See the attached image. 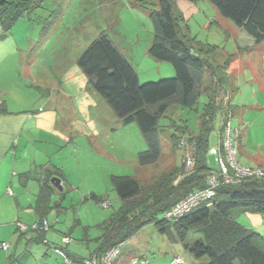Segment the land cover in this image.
<instances>
[{
	"label": "rangeland",
	"instance_id": "1",
	"mask_svg": "<svg viewBox=\"0 0 264 264\" xmlns=\"http://www.w3.org/2000/svg\"><path fill=\"white\" fill-rule=\"evenodd\" d=\"M138 1L118 0L108 9L99 0H47L41 8L21 18L10 33L5 35L0 25V105L4 104L10 112L0 114V149L8 145L9 133L15 128L24 127L29 137L39 135L35 142L30 140L28 151L33 155L40 149L48 155L44 158L45 165L60 170L65 192V198L56 195L54 200V204L60 202L61 209L52 211L48 217L50 229L45 235L49 245L31 244L26 248L22 244L16 251L1 250L0 256L17 253L18 257L22 252L28 260H21V264H63L55 254L57 246L68 252L80 250L86 257L99 245L97 240L102 231L98 225L121 205L112 177H132L142 185H151L174 166L183 165L184 152L173 150L170 136L179 135L178 128L199 133L208 96L203 94L193 109L179 105L170 108L160 120V126L167 128L161 135L162 157L156 165L141 167L139 154L147 150V145L137 123L123 125L78 65L80 56L100 35L98 27L103 26L109 29L105 32L110 38L123 44L125 52L130 54L125 57L132 61L141 85L175 77L172 64L155 61L148 55L154 26L149 8L138 6ZM176 6L182 15L180 25L193 47L200 51L214 49L211 59L219 65L232 56L228 74L233 78L235 117L231 124L239 127L242 135L237 159L244 167L264 170L254 158L259 151L264 153V43L254 46L253 39L222 17L210 0H197V3L177 0ZM113 9L119 17L114 29L105 20ZM205 76L202 87L210 83L211 78ZM42 115L50 116V120L37 119ZM26 116L36 119L25 121ZM222 118L215 122L212 147L217 145ZM209 160L211 165H216L213 157ZM261 161L264 163L260 157ZM25 179L22 177V181ZM7 186L1 198L11 208L6 219H12V207L19 197L14 186L11 188L15 196H9ZM33 186L38 191V183L30 182L29 188ZM92 194L104 198L109 207L91 200ZM231 216L264 237L263 214L235 209ZM77 220L89 226L87 244L81 241L82 227L75 224ZM153 228L149 225L144 233L150 247L146 253L149 264H171L175 256L170 253V247L184 257L185 264L196 263L181 243L170 242L159 231L154 233ZM71 229L74 232L70 236ZM65 235L71 240L68 245L63 242ZM133 257L121 254L113 264H134Z\"/></svg>",
	"mask_w": 264,
	"mask_h": 264
},
{
	"label": "trees",
	"instance_id": "2",
	"mask_svg": "<svg viewBox=\"0 0 264 264\" xmlns=\"http://www.w3.org/2000/svg\"><path fill=\"white\" fill-rule=\"evenodd\" d=\"M0 1V25L6 35L21 18L41 8L42 2L47 0ZM188 1L197 3V0ZM138 2V6L149 8V16L154 26V39L148 54L155 61L172 64L175 77L141 85L137 71L105 31L80 56L78 65L123 125L137 123L147 145V150L139 154L140 166L159 163L162 157L161 135L167 129L160 126V120L173 105L193 109L203 94L208 96L209 102L205 107L198 134L190 133L187 128H178L180 134L170 136L173 150L182 149L184 152L183 165L174 166L151 185H142L132 177H112L113 189L121 205L108 220L98 225L102 234L97 240L99 245L90 258L94 255L102 257L109 250L123 246L145 227L152 225L170 242L181 243L197 264H264V237L241 225L231 216L235 209L264 215V178L224 184L218 164L215 162L216 165L213 166L209 160L212 157L209 151L212 148L211 136L215 131V122L223 117L216 146L225 155L223 140L227 124L235 117L232 105L233 78L228 74L233 58L231 56L224 65H219L211 59L214 49L200 51L193 47L180 25L182 15L178 12L177 0ZM210 2L222 17L245 31L253 39L254 46L264 43V0ZM206 74L211 78L210 83L202 87ZM0 114H10L4 104L0 105ZM234 131L238 134L235 138L238 155L242 135L239 127L234 128ZM185 137L188 139L186 142L189 149L180 144ZM188 152L194 158L191 170L185 168ZM40 169L42 178L35 205L39 222L32 228L26 227L25 231L19 228L18 223V241L25 240L26 234L33 232L39 235L30 238L28 242L49 245L45 239V234L50 229L47 220L52 211L61 209V204H54L56 193L51 179L58 177L62 182L64 179L58 169ZM233 173L229 167V174L233 176ZM28 176L29 174L24 175L25 178ZM211 176H216L220 181L213 198L176 220L164 218L168 211L190 194L207 189ZM58 196L65 198V192ZM90 199L102 205L106 204L104 198L94 194ZM192 236L198 238L191 239ZM57 250L62 251L63 255ZM54 251L63 260V264H66V258L70 264H86L90 259H78L66 249L57 246ZM176 257L181 256L175 255L171 263ZM9 261V264H21L13 254L9 256ZM134 264L149 262L135 260Z\"/></svg>",
	"mask_w": 264,
	"mask_h": 264
},
{
	"label": "crops",
	"instance_id": "3",
	"mask_svg": "<svg viewBox=\"0 0 264 264\" xmlns=\"http://www.w3.org/2000/svg\"><path fill=\"white\" fill-rule=\"evenodd\" d=\"M99 1L100 3L102 2L101 3L102 5L107 6L108 9H112L117 4L118 0H99ZM58 6H60V4ZM107 16L108 17L105 18V20H107L106 21L107 24L110 25V27L112 26L111 28L114 29V27L117 26L119 22V17L116 14V11L114 9L112 11H109L107 13ZM98 28L101 32L103 31L109 32V29H106L103 26H99ZM113 41L124 56L127 55L130 56L128 52H125V47L123 46V44L117 43L114 39ZM130 48L132 50L135 49L133 48L132 45H130ZM241 50L242 49H240L239 51ZM130 63L132 64V61ZM33 119L36 118L26 116L25 121H32ZM37 119L46 121V119L50 120V116L42 115ZM26 133L27 132L24 127L19 128V130H16L15 128L12 131V133H9L8 145L0 149V222L2 223V225H0V242L9 243L11 245V248L12 249L14 248L15 251L22 244H24L26 248L29 247L31 244H36L34 242H28L30 238L38 237L39 234L33 232L30 234H26L25 240L21 239L20 241H18V236L20 232H17V224L23 223L25 225L31 224L35 226L39 222V217L35 211V205H36L37 196L40 191L39 182L40 179L42 178V170L40 168L42 167L46 168L48 166L45 165L46 162L44 161V158L48 156L46 153H43L42 151H40V149H36V152H34L33 155H31L28 151L30 147V140L32 142H35L36 139L39 138L40 136L31 135L29 137V134ZM247 142H249V140ZM260 157L264 159V153H261L260 151L258 152V154L254 155V158H257L259 164L258 167H262V165L264 166V163L262 161L260 162ZM49 167L53 168V165H49ZM24 174L25 176L29 174V176L28 178L22 181V177H24ZM15 180L17 181V184L14 182ZM30 182L38 183V191L36 186H33V188H29ZM6 186H7L6 190L14 186L15 192H17L19 197V199L16 201V205L12 207L14 211V214H12V216L14 217L12 219H6L8 218L7 217L8 211L9 213L11 212V208H9L8 204L4 202L3 198H1V196H3L4 194V190ZM75 224L82 227L81 241L87 244L89 238L87 227L89 226L84 225L80 220L79 222L76 221ZM147 227L141 230L137 235H135L133 238H131L122 246L123 247L122 255L124 254H129L130 256L133 255L134 256L132 258L133 263L135 260L148 261L146 259L147 256L146 253H148L147 251L149 250L150 247L147 239H145L144 237V233L145 231H147ZM3 230H4V234H2ZM154 231L156 232L158 230L156 228H153V232ZM73 232H74L73 229L69 231L70 236ZM65 237H69V236L65 235L64 238ZM45 239H46V235H45ZM41 244H45V243H41ZM93 253L94 252H90V254L84 257V255L82 254V252H80V250H78L77 252H70L71 255L75 256L78 259H88ZM170 253L173 254L174 256L175 255L181 256L177 253V250L174 247H170ZM12 254L14 255V258L16 260L18 261L20 260V263L21 260L23 261L25 259L26 262L28 260L27 258H24L22 252L18 257H17V253H12ZM6 255L7 256L5 255L0 256V264H9L10 262L9 256L11 254L10 255L6 254ZM195 264H197V262Z\"/></svg>",
	"mask_w": 264,
	"mask_h": 264
},
{
	"label": "built area",
	"instance_id": "4",
	"mask_svg": "<svg viewBox=\"0 0 264 264\" xmlns=\"http://www.w3.org/2000/svg\"><path fill=\"white\" fill-rule=\"evenodd\" d=\"M227 98L225 99V101ZM238 134L234 131L232 124L229 122L227 124L225 137L223 140L224 150L226 152L225 155L221 152V149L218 146H214L209 151V155L215 159V162L218 164L222 182L224 184H236L240 183L243 180H253V179H261L264 178V170L260 168H252V167H244L242 166L237 159V147L235 145V138H237ZM182 145H185L187 149H189V145L184 142ZM226 159V161H225ZM185 165L187 170H191L194 165V158L191 152H188L185 159ZM229 167L233 170V176L229 174ZM220 181L216 176H211L209 178V187L205 190L198 191L190 194L187 198L183 199L179 202L172 210L168 211L164 218L167 220H176L180 217L185 216L190 213L194 209L198 208L200 205L210 200L215 195V188L219 185ZM7 194L9 196H14L11 188L7 190ZM105 207L107 204L104 205ZM19 228L22 231L26 230V226L23 224H18ZM63 242L65 244H69L71 242L70 238H63ZM11 248V245L6 242H0V250L8 251ZM122 246L115 247L109 250L104 256L100 257L98 255H94L92 258L86 261V264H113V261L122 254ZM58 253H62V251L57 250ZM66 264H70V261L66 258ZM171 264H185L184 257H176Z\"/></svg>",
	"mask_w": 264,
	"mask_h": 264
},
{
	"label": "water",
	"instance_id": "5",
	"mask_svg": "<svg viewBox=\"0 0 264 264\" xmlns=\"http://www.w3.org/2000/svg\"><path fill=\"white\" fill-rule=\"evenodd\" d=\"M1 3H2V1H0V5H1ZM51 184L55 188V193L57 196L64 191L62 180L60 178H58V177L52 178ZM55 205H60V202L55 203Z\"/></svg>",
	"mask_w": 264,
	"mask_h": 264
}]
</instances>
